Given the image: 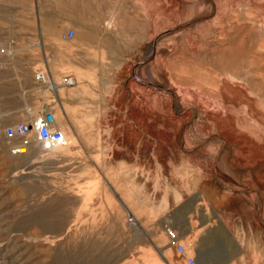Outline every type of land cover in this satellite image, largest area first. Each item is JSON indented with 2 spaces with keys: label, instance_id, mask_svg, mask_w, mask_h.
Segmentation results:
<instances>
[{
  "label": "rangeland",
  "instance_id": "obj_1",
  "mask_svg": "<svg viewBox=\"0 0 264 264\" xmlns=\"http://www.w3.org/2000/svg\"><path fill=\"white\" fill-rule=\"evenodd\" d=\"M73 7L44 27L0 0L20 48L2 108L43 62L73 82L52 101L64 148L13 157L0 136V264H184L165 227L199 264H264V0Z\"/></svg>",
  "mask_w": 264,
  "mask_h": 264
},
{
  "label": "built area",
  "instance_id": "obj_2",
  "mask_svg": "<svg viewBox=\"0 0 264 264\" xmlns=\"http://www.w3.org/2000/svg\"><path fill=\"white\" fill-rule=\"evenodd\" d=\"M74 38L75 31L71 28L60 35V39L66 42ZM19 51L16 39H5L0 45V64L12 63ZM72 83L69 75L55 78L43 62L41 66L33 69L30 84L18 89V108L4 110L0 103V136L6 143L8 154L13 157H26L34 142L39 143L44 152L66 146V136L59 126L52 101L60 87H68ZM165 232L168 245L184 257V264H199L195 257L187 255L185 246L174 231L165 227Z\"/></svg>",
  "mask_w": 264,
  "mask_h": 264
},
{
  "label": "crops",
  "instance_id": "obj_3",
  "mask_svg": "<svg viewBox=\"0 0 264 264\" xmlns=\"http://www.w3.org/2000/svg\"><path fill=\"white\" fill-rule=\"evenodd\" d=\"M58 0H7L9 7L11 5H18L19 8L27 9L31 2L35 6L37 21H25L36 26L56 27L61 25H78L81 21H74V0H70V11L65 16L58 18L57 9L54 6Z\"/></svg>",
  "mask_w": 264,
  "mask_h": 264
},
{
  "label": "bare ground",
  "instance_id": "obj_4",
  "mask_svg": "<svg viewBox=\"0 0 264 264\" xmlns=\"http://www.w3.org/2000/svg\"><path fill=\"white\" fill-rule=\"evenodd\" d=\"M72 85H73V83H72ZM64 134H65V133H64ZM158 251H159V253L161 254L162 251H161V250H158Z\"/></svg>",
  "mask_w": 264,
  "mask_h": 264
},
{
  "label": "water",
  "instance_id": "obj_5",
  "mask_svg": "<svg viewBox=\"0 0 264 264\" xmlns=\"http://www.w3.org/2000/svg\"><path fill=\"white\" fill-rule=\"evenodd\" d=\"M160 254V253H159ZM161 255V254H160Z\"/></svg>",
  "mask_w": 264,
  "mask_h": 264
}]
</instances>
